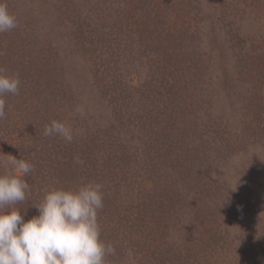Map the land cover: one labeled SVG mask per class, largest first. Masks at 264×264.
I'll return each instance as SVG.
<instances>
[{
    "label": "rangeland",
    "instance_id": "rangeland-1",
    "mask_svg": "<svg viewBox=\"0 0 264 264\" xmlns=\"http://www.w3.org/2000/svg\"><path fill=\"white\" fill-rule=\"evenodd\" d=\"M5 2L0 162L33 165L6 210L99 183L106 264H264V0Z\"/></svg>",
    "mask_w": 264,
    "mask_h": 264
},
{
    "label": "clouds",
    "instance_id": "clouds-1",
    "mask_svg": "<svg viewBox=\"0 0 264 264\" xmlns=\"http://www.w3.org/2000/svg\"><path fill=\"white\" fill-rule=\"evenodd\" d=\"M17 27V17L5 0H0V33ZM20 80L0 69V119L5 116V95H16ZM45 136L58 135L66 141L73 131L64 122L53 120ZM0 172V264H106L113 246L100 238L98 210L103 207L102 185L88 182L76 188H54L36 204L38 215L25 220L12 206L24 201L29 190L25 179L33 165L9 155ZM74 163L82 164L79 157Z\"/></svg>",
    "mask_w": 264,
    "mask_h": 264
}]
</instances>
